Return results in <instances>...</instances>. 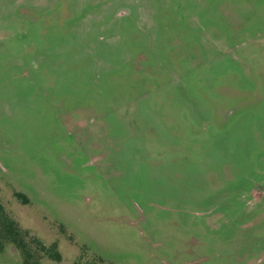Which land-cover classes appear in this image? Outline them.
I'll return each mask as SVG.
<instances>
[{
  "label": "rangeland",
  "instance_id": "obj_1",
  "mask_svg": "<svg viewBox=\"0 0 264 264\" xmlns=\"http://www.w3.org/2000/svg\"><path fill=\"white\" fill-rule=\"evenodd\" d=\"M0 202L42 264H264V0H0Z\"/></svg>",
  "mask_w": 264,
  "mask_h": 264
},
{
  "label": "trees",
  "instance_id": "obj_2",
  "mask_svg": "<svg viewBox=\"0 0 264 264\" xmlns=\"http://www.w3.org/2000/svg\"><path fill=\"white\" fill-rule=\"evenodd\" d=\"M6 244H13L21 253L23 264H42L41 255L47 254L55 259L60 258L56 244L45 245L29 231L20 227L0 202V249Z\"/></svg>",
  "mask_w": 264,
  "mask_h": 264
}]
</instances>
